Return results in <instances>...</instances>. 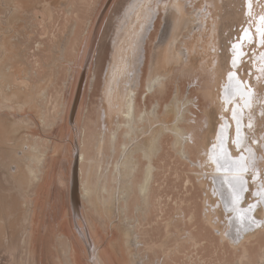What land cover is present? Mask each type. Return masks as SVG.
Masks as SVG:
<instances>
[{
    "label": "bare ground",
    "instance_id": "1",
    "mask_svg": "<svg viewBox=\"0 0 264 264\" xmlns=\"http://www.w3.org/2000/svg\"><path fill=\"white\" fill-rule=\"evenodd\" d=\"M151 1V7H149ZM201 1L203 5L200 9L195 8L193 11L185 13H183L182 6L177 5L178 1L168 3L161 2V0H135V2L131 1L134 4L129 2L124 7V19H122L124 21L120 25L126 30L120 40H114L112 46L118 52L110 54L112 57L111 62L108 61L102 80L101 91L104 95V104L100 103V105H103H101L102 108L97 106L98 108L93 107V110H90L92 103L89 106L87 104V107H83L79 118L80 120L82 117V124H79L78 134L75 132L79 144L77 146L81 148L79 153L76 150L78 153L77 159H80L78 161L81 163L80 175L83 177L82 175L85 172L87 176L81 181L83 186L80 189L83 188V194L80 193L87 202L94 197L92 192L95 193V187L100 186V191L97 192L98 197H100V200L102 198L103 201H107L105 203L108 204L113 192L115 194L117 191L118 198L122 196L125 203L128 200L126 197L130 198L132 196L128 201L129 204H126L130 209L134 207L136 211L141 212L139 216H142L141 219H137V224L133 228L134 238L139 236L147 246L156 244L165 256L167 254V256L172 257L175 251L180 250L182 246L184 247L186 243L182 246L181 244L183 239L186 238L185 240L188 239L191 245L189 247L192 248V251L186 249L187 251L190 250L189 252L192 254L189 259L190 264H264V35H262L264 34V19H262L264 18V0L255 2L254 0ZM8 2L11 5L9 11H22L21 1L7 0ZM81 2L79 0H72L71 3H69V0H60L59 2V5L67 6L65 17L66 19L69 18V23L60 38L57 39L55 65L51 67L45 76L50 81V87H54V93L49 94V84L46 86L42 84L33 86L30 85L29 81L26 83L25 79L20 81L23 83L21 86H27V94L21 96L22 102L20 105L24 107L30 104L32 107L35 106L38 109L36 112H39L40 118L38 119L42 123L49 124L48 122L53 120L51 117L53 114H48L50 108H46L40 101L47 100L51 103L54 101L52 108L55 111L59 101L63 98V100H67H65V103L71 109L76 88V73L74 70H70L64 78L59 80L57 70L61 67L60 63H63V60L80 58V53L84 51V44L87 43V37L94 26L93 20L86 21L81 17L82 9L78 6ZM75 7L76 12L73 13L72 10ZM40 9L46 11L49 20L54 18L48 2L43 1ZM161 9L164 11V24L159 38L155 41L157 48L151 58L148 78L145 81L144 67L146 66L147 56L143 43L146 37L150 38L154 34ZM30 11L32 12L33 9ZM132 13L136 14H133L136 19L134 25L136 27L132 30L130 42L128 41L129 43L125 47L124 44L121 47L126 39L125 37L131 35L130 27L133 25L128 22V19H134L133 16L129 18ZM72 14L76 15V20L70 22V15ZM40 15H36L37 20H42V18H39ZM11 18L13 22L14 20L17 21V16L11 15ZM186 21L188 22L186 23ZM7 22H10V20ZM57 25V30H60L59 23ZM123 27L120 28L123 29ZM2 32L3 28H0V65L3 62L2 60L7 57L3 48L5 41L1 36ZM183 32H185V35ZM228 32L232 36V40L226 44L223 41V36L227 35ZM207 33H209V44L206 48H203L207 51H205L206 55L204 56L205 64H207L203 65L202 61L196 57L199 53L197 43L198 38ZM252 36H254L253 41L251 40ZM181 37L186 39L182 40ZM3 38L6 37L3 35ZM222 43L223 47L225 46V51H229V48L231 51L228 53L227 64L222 62L225 55L221 46ZM70 55L71 57H68ZM157 62L166 63L170 73L161 74L157 69V72L151 74L152 71L156 70ZM176 65L185 66L186 74L192 76L193 86L197 87L196 89L194 87L190 89L196 91V93L200 90L203 102L201 103L198 93L197 95L187 93L185 102L181 103L183 106V109L179 111L181 114H178L179 112L176 114L173 129L169 130V133L174 135L171 145L165 132L152 135L153 137L146 142H139L141 139H137V135L132 136L135 125L137 126V124L144 121L145 115L148 113L155 114L157 112L163 99L167 97L169 87L175 86L173 87L175 90L172 104L175 105L176 109L177 103L181 101L179 100V94L182 90L181 83L177 78V82L174 84L176 80H172L171 76L175 72ZM110 67L118 68L112 70ZM5 76L11 75L0 69V78ZM198 79L200 82L197 81ZM8 80L12 83L17 82L14 76ZM96 81L97 72L95 74L93 69L90 77L85 80V88L87 89L85 100L87 99L88 102V98H90L88 95L95 89ZM1 92L0 87V106L3 101L9 99V96L13 95V98H16L17 93L21 91H14L9 96ZM70 97H72L71 100ZM148 99L151 104L150 108L146 105ZM151 99H154L155 102ZM85 100H83L84 104ZM193 109L198 112L195 113ZM197 113L201 114L197 116L198 119L196 118ZM211 123L212 127L210 128ZM135 138L137 140L133 142L132 140ZM131 141L134 144L137 143L134 151H132L134 154L133 156L132 154L126 156V154H130L128 150ZM34 142L36 141H31L30 144L35 145ZM15 146L16 148L17 146L24 147L23 144ZM15 146L10 145L8 150V155L12 159H17L16 150H13ZM172 151L178 156L177 161L180 160L181 163H184L183 166L187 165V169H182L183 171L180 169L183 174L185 173L183 182L185 193L177 196L174 202L176 208L177 206L178 208L183 206L178 209L179 211H176L179 213L175 218H173L174 215L171 217L173 213L170 215L171 218L167 217L168 219L164 225V229H166L165 235H163L164 238L162 237L163 239L157 244L153 239L157 238L156 235L159 229L160 216L158 214L164 212L165 207L168 205L165 202L163 204L162 191H164V184L166 185L165 189L171 186L169 185L170 178L166 173L169 168L166 166L165 160L172 159ZM102 152L105 155H99ZM27 157L32 161L35 160V162L43 158L42 154L35 153V151L27 152ZM97 158L116 159L115 162H112L113 168L109 171L110 173H102V169L99 171L100 163H97ZM121 159H133V161L129 163L121 161L120 163L119 160ZM155 159L159 160L155 161ZM17 163L20 164V162ZM181 163L178 167H175L176 173L181 172L178 170ZM26 164L17 166L20 170L19 173L17 172L18 175L16 174V180L19 181L17 182L21 187L24 186V189L32 181L34 174L32 166ZM202 164H204L206 172L200 174L197 183L204 190L205 197L211 200L215 195L216 200L219 201L218 207L215 206V213L219 215L218 217L221 218L222 211L223 213L224 210L227 211V217L231 223L230 229L224 230L222 225L221 227L219 223L217 224L211 218L212 210H205L202 216L197 205L199 203L197 192L189 190V186L195 190V186L198 185L194 183L195 178L193 182L190 177V174L194 173L192 167L200 168ZM201 170L198 169V172ZM112 172H115L114 175H112ZM178 175H175L174 179L178 178ZM111 176H115V178ZM124 176H127L128 179L133 178L134 182L132 179L130 181L133 184V189L131 185H126L127 182L118 185L120 183L118 180ZM110 180L111 182L112 180L118 182H116L118 187H114L116 184H113V187L116 188L114 191H112L111 186V188L109 187L112 184H110ZM230 197L235 199L233 202L235 205ZM137 201L140 202V205L139 203L136 204ZM93 202L94 200L92 204ZM124 202L123 205L121 204L122 206H124ZM183 207L185 208L184 212L181 211ZM222 207L226 208L223 210ZM211 209L213 208L211 207ZM126 210L123 209V211ZM235 211L239 212L238 216L240 218L236 216ZM133 212L135 211L133 210ZM201 216L206 220L201 218L203 224L208 222L209 228L212 227L217 233L215 235H217L219 242L211 237V235H214L213 230L212 232L209 228V230L207 229L208 226L203 228V225H200L198 218ZM176 219L180 222L183 219L186 220L183 226L189 223L191 228H184L183 231L182 229L178 230L177 223L179 222ZM171 227H175L179 231L178 235L180 232H184L183 235L185 236L182 239L183 235L176 238V241L173 239L176 243H174L172 250L169 249L168 251L167 241L173 235V232L170 231ZM130 232H133L131 227L124 230L129 242L131 239L128 233ZM208 232H212L209 234L210 237L207 235ZM175 237H177V233ZM118 239L121 241V234L117 236ZM149 240L150 243L147 242ZM137 242L134 239V244ZM207 250L212 253L205 258ZM223 253L229 255L223 257Z\"/></svg>",
    "mask_w": 264,
    "mask_h": 264
},
{
    "label": "rangeland",
    "instance_id": "2",
    "mask_svg": "<svg viewBox=\"0 0 264 264\" xmlns=\"http://www.w3.org/2000/svg\"><path fill=\"white\" fill-rule=\"evenodd\" d=\"M13 1L22 2V11H9L11 9L10 3H7V0H0V28H3L1 36L5 41L3 48L6 52V56L8 57H6L7 59L5 58L6 60L1 58L3 59V62L1 61L2 63L0 65V69H3L7 74L11 75L0 78V87L2 89L1 93L9 96L14 91H21L20 93H17L16 98H13V95H11V97L9 96V99L3 101L2 105L0 106V264H190L189 259L190 255L192 254L189 251H192V248L189 247L191 245L188 239L185 240L186 238L183 239V243L181 244L182 246L184 243H186L184 247L182 246L184 249L181 247L180 250H177L175 253H173L172 257L167 256V254L165 256L156 244L147 246L142 242V239H140L139 236L134 238L133 228H135L137 224V219H141L142 216H139L141 215V212L136 211L134 207L130 209L129 206H127L126 203H128L132 196H130V198L126 197L128 200L125 203L122 200L123 197L121 195V198H118V192L116 191L115 194H113L114 192L112 193V197L108 204L105 203L107 201H103L102 198L100 200L98 193L100 191L99 188L101 187L96 186V190L94 189L95 193L92 192L94 197L86 202L82 195L83 188L80 189V187L83 186L81 181L87 178L85 172L84 175H82L83 177H81V163L79 162L80 159H77V154L81 149L77 146L79 144L76 136L79 131V124H82V117L79 120L80 112L87 104L89 106L92 103L90 105V110L93 107L98 108L97 106L102 108V104H104V95L101 91L103 86L102 80L105 74L104 72H106L108 61L110 60L109 62H111V53L115 54L118 52L115 51V48L112 45H114V40H120L126 30V28L120 25L121 23L123 24L124 21L122 20L124 19V7H126L129 2H135V0H79L82 1L81 4H78V6H80L82 9L81 17L86 21L89 19L93 20L94 26L91 30V33L87 37V43L85 42L84 44V51L80 53V58L76 60H73V58L70 60L67 59L66 61L63 60V63H60L61 67L57 70L59 72V80L64 78L70 70H74L76 73V94L74 93L73 98L70 97V100L71 98L73 99L71 103V109H69L68 104L65 103L66 99L63 100V98L59 101L57 110L55 111L52 108L54 101H52L53 103L47 100L40 101L46 108H50V112L48 114H53L51 116L53 120L51 122L49 121V124L46 122H43L46 123L43 124L42 121H39V112H36L38 109L35 106L34 108L31 104L29 106L26 105L25 107L20 105L22 102L21 96L23 94H27V86H21L23 83L20 81L21 79H25L26 83L29 81L30 85L33 86L40 84L46 86L49 84L50 81L46 79L45 76L51 67L55 65L57 58V54H55V48L58 44L57 39L60 38L61 34L69 23V18L66 19L65 17L67 6L59 5L60 0ZM43 1L48 2L50 5V9L54 17L51 20L48 19L46 11L40 9V5L43 3ZM71 1L72 0H69V3H71ZM173 1H178L177 5L179 7L182 6L181 8L184 11L183 13L191 12L195 8L200 9L203 5L201 0H161V2L168 3ZM255 1L259 0H254V2ZM151 3L152 1L148 5L149 7H151ZM32 9L33 11L31 12L30 10ZM73 9L74 10H72V12L75 13L76 7ZM37 14H41L39 18H42V20H37ZM133 14L134 13H132L129 18H131ZM11 15L17 16V21L14 20L13 22ZM95 16L96 19L94 18ZM70 18V22L76 20V15L72 14L70 15ZM8 20H10V22H7ZM128 22L133 25L130 27L131 35H129V37H125L126 39L122 43L121 47L123 44L125 47V45L130 42L129 39L132 37V30L136 27L134 26L136 24L135 17L134 19H128ZM187 22L188 21H186V23ZM58 23L60 30H57ZM163 24L164 11L161 9L158 20L156 21V30L154 34L151 35L150 38L146 37L143 43L147 56L145 63L146 66L144 67L145 81L148 78L151 58L155 54L154 50L157 48L155 41L159 38ZM120 27H123V29ZM183 34L185 35V32H183ZM3 35L6 37L5 39L3 38ZM208 37L209 33L206 35L204 34V36L198 38L199 41L197 43L199 45V53L196 57L198 60L202 61L203 65L207 64H205L204 58L207 51L203 48H206L209 44ZM183 39L186 38L183 37L182 40ZM230 40H232V36L228 32L227 35L223 36V41L228 44ZM251 40H254V36H252ZM126 41L127 43H125ZM221 46L223 48V52H225L222 62L227 64L228 53L231 51L230 48V52L225 51V46L223 47V43ZM118 48L119 46L117 49ZM71 55L68 57H71ZM251 66L253 70V64ZM117 68L118 67H110L112 70H117ZM93 69L95 74L97 72V81L95 83V89H93L90 95H88V97H90L88 98L90 102L89 103L87 99L85 100V95L87 94L85 80L90 77V73L93 71ZM157 69L161 74H166L168 72L170 73L169 68H167L166 63L164 62H157L156 70L152 71L151 74L157 72ZM12 76L16 77L17 82L12 83L8 80L11 79ZM171 76L172 80H176L174 81V84H176L175 82H177V78L179 79V83H181L180 85L182 86V90L179 94V100L181 101L177 103L176 109L175 105L172 104V97L175 90L173 87L175 86L172 85V87H169L167 97L166 99H163L161 107L157 110V112L155 114L148 113L145 115V120L140 124H137L138 127L135 125L134 134L132 136L135 137L137 135V139H141L139 142H146L153 137L152 135H155L159 132H165L167 133V138L169 139L171 145V142L174 140V135L169 133V130L173 129L176 114L183 109L181 103L185 102L187 93L190 92L189 95H197L198 93V95H200L199 98L201 103L203 102L202 96L199 92L200 90H198L196 93V91L190 89L191 87H194V83L191 79L192 76L190 74H186L185 66L176 65L175 72ZM197 81L200 82L199 79ZM196 88L197 87L195 86L194 89ZM48 90L50 92L49 94H51V92L54 93V87H50V84ZM83 100H85V104ZM152 101L155 102L154 99ZM100 103H102V106ZM166 103L169 104L166 106ZM18 105L21 107L19 108ZM146 105L148 108L151 107L149 99L147 100ZM193 111H195V109H193ZM178 114L181 113L179 112ZM199 114L200 113L196 114L197 119ZM211 127L212 123L210 124V128ZM75 132L77 134H75ZM75 136L76 138H74ZM137 139L135 138L132 141L134 142ZM31 141H36L34 142L35 145L30 144ZM132 141L129 144L128 150L130 154H126V156H131V154L133 156L134 154L132 151H134V147L137 143L134 144ZM19 144H23L24 147L17 146L16 148L15 145ZM10 145L15 146L13 147V150H16V158L19 161L17 159H12L10 155H8ZM34 151L35 153L39 152L42 154L43 158L41 157L42 159L40 161L35 162V160L32 161L29 159V157H27V152ZM172 154V159L165 160V164L170 171H167L166 173L168 178H170L169 185L171 186L167 184L169 187H166L165 189L166 185L164 184V191H162L163 204L165 202L168 205L165 207L164 212H160L158 214V216H160L159 218H164L163 220L165 222L162 219L160 220L158 218L159 221L157 219L159 222L158 227L160 231L158 229V233L156 235L157 238L153 239L157 242V244L164 238L163 235H165L164 233L166 232L164 225L166 220L172 213L173 214L171 217L174 215L173 218H175L179 213L176 211H179L178 209L183 206L179 205L180 207L178 208L177 206L176 208L174 202L176 201L175 198H177V196H181L185 193V187L183 185L185 173L183 174L182 169H185L187 165L183 166L182 164L184 163H181L180 160L177 161L178 156H176L174 151H172ZM99 155L103 156L105 153L102 152V154ZM14 160L16 161L14 162ZM96 160L98 161L97 163H100L98 169L99 171L102 169V173H110L109 171H111L113 168L112 162L116 161V159L98 158ZM158 160L159 159H155V161ZM121 161H126L129 163L132 162L133 159L119 160L120 163ZM17 162H20L21 165L26 163V165H31L35 174H33L31 181L32 183L30 182V185L27 184L25 189L23 188L24 186L21 187L18 183L19 181L16 180V176L20 170L18 169L19 167H17L20 164ZM178 162L181 163L178 169L182 170H180V173L175 172V167L179 166ZM204 167V164H202L200 168L195 166L192 167L195 174H190V177L192 178L193 182L196 180L194 183L198 185L195 184V190L193 187L189 186V190L191 189L192 192H197V199L199 201V203L197 202V205L200 212L202 213V216L205 210H212L211 218L217 224L219 223L220 226L222 225L224 230L230 229L231 223L227 217V211L224 210L226 207H222L224 213L220 209L223 215L221 218L218 217L219 215L215 213V210L219 205V201L216 200L215 195L212 197L213 199L211 198V200L205 197L204 190L201 189L199 183H197L199 176L206 172ZM105 169H107V171H105ZM198 169L202 170L198 172ZM114 173L112 172V175H114ZM174 174L180 175H178V178L176 177V179H174ZM170 175L174 177L172 178ZM138 176L140 177L139 174ZM111 177L115 178V176ZM129 179L127 176L121 177L120 180H118L120 183H118L116 180H112V182L110 180V184H112L109 185V187L111 186L112 191H114L116 189L114 187H118L119 184L123 185L127 182L126 185H131V188L133 189V184L132 182L130 183L131 179L133 181V178ZM113 184L116 185L114 186ZM92 199L94 200L93 204ZM231 200L233 203L235 199L231 198ZM111 201H113L114 204ZM123 202L125 203L124 206H122ZM138 203L140 205V202L137 201L136 204ZM207 207H209V209H207ZM211 207L213 209H211ZM123 209L126 211H123ZM181 209V211H185L184 207ZM133 210L135 212H133ZM161 214H163V216H161ZM235 214L237 217H239V212L235 211ZM202 216L198 219L200 220V225H203V228H206L209 224L207 225L208 222H204L203 224L201 218L202 220L205 219H203ZM185 221L186 220L183 219L182 223L177 220V222L180 223H177V226L179 227L178 230L182 229L183 231L184 228H191V224L189 223L185 224L187 227H184L185 225L183 226ZM128 227H131L133 230V232L128 233L131 239L130 242L127 241V234H125L126 232L124 233V230ZM209 227L210 226H208L207 229ZM209 229L210 231H214L212 227ZM170 231L171 233L173 232L172 234L174 237L172 235V238L170 237L167 241L168 251L169 249L172 250V247H174L176 238H180L184 233L180 232L179 236V231H177L175 227H171ZM119 233L122 237L121 241H119L120 239L117 240V236L120 235ZM176 233L177 237H175ZM210 233L208 232L207 235ZM213 233V236L216 238L212 235L211 237L218 241V237L215 235L216 232L214 231ZM184 236L185 235H183L181 239ZM134 239L135 241H138L135 244ZM147 242L150 243V240ZM186 249L190 250L187 251ZM211 253V251L209 252V250H207V254L204 257L207 258V255ZM228 255V253H223V257Z\"/></svg>",
    "mask_w": 264,
    "mask_h": 264
},
{
    "label": "snow or ice",
    "instance_id": "3",
    "mask_svg": "<svg viewBox=\"0 0 264 264\" xmlns=\"http://www.w3.org/2000/svg\"><path fill=\"white\" fill-rule=\"evenodd\" d=\"M262 19H264V18H262ZM262 35H264V34H262ZM235 47V46H234Z\"/></svg>",
    "mask_w": 264,
    "mask_h": 264
}]
</instances>
